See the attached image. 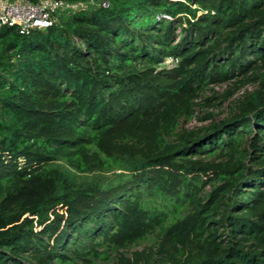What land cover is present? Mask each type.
<instances>
[{
	"label": "trees",
	"instance_id": "trees-1",
	"mask_svg": "<svg viewBox=\"0 0 264 264\" xmlns=\"http://www.w3.org/2000/svg\"><path fill=\"white\" fill-rule=\"evenodd\" d=\"M63 1L0 27V264H264V0Z\"/></svg>",
	"mask_w": 264,
	"mask_h": 264
},
{
	"label": "built area",
	"instance_id": "built-area-1",
	"mask_svg": "<svg viewBox=\"0 0 264 264\" xmlns=\"http://www.w3.org/2000/svg\"><path fill=\"white\" fill-rule=\"evenodd\" d=\"M94 1L88 3H68L63 0H41L33 4L28 0L6 1L0 0V27H15L20 34H28L31 30H45L50 27L58 15L65 12H75L87 6H96ZM108 7L107 2L100 4ZM169 67L177 63L175 59L168 58Z\"/></svg>",
	"mask_w": 264,
	"mask_h": 264
},
{
	"label": "rangeland",
	"instance_id": "rangeland-1",
	"mask_svg": "<svg viewBox=\"0 0 264 264\" xmlns=\"http://www.w3.org/2000/svg\"><path fill=\"white\" fill-rule=\"evenodd\" d=\"M70 12H72V11H70ZM70 12L68 11V12H65L62 15H58V16H66V15H69ZM58 16H56V17H58ZM170 62L171 61H169V59L167 58L164 63L166 65H169ZM236 89H237V86H233L232 83L214 88V96L219 98V99H217L215 102H212V103L216 104V103L220 102L221 100H223L222 105H218V107H211V108L202 107V108L197 110L196 115L198 117H200L201 114L204 112H211L214 116V119L219 120V119L223 118L224 116H226V112H228L229 105L234 100L238 99L244 91L250 92L253 89H255V87L254 86H246L239 91H237ZM210 95H211L210 93L207 94V96H210ZM200 125H201L200 122L198 120L194 119V120L188 122L185 125V127L186 128H194V127L200 126ZM149 243H150V241H147L140 246H136L134 248H131L130 250L125 251L124 254H126L125 256L127 258H129L130 254L132 252L140 251L142 248L146 247ZM98 264H111V262H108V263L98 262Z\"/></svg>",
	"mask_w": 264,
	"mask_h": 264
}]
</instances>
